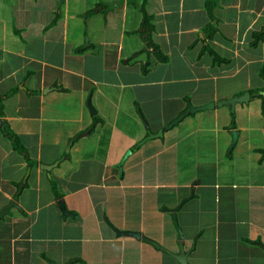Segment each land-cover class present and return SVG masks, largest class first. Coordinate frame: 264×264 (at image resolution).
Returning <instances> with one entry per match:
<instances>
[{"label": "crops", "instance_id": "1", "mask_svg": "<svg viewBox=\"0 0 264 264\" xmlns=\"http://www.w3.org/2000/svg\"><path fill=\"white\" fill-rule=\"evenodd\" d=\"M262 35L264 0H0V264H180L173 210L191 264H264Z\"/></svg>", "mask_w": 264, "mask_h": 264}, {"label": "water", "instance_id": "2", "mask_svg": "<svg viewBox=\"0 0 264 264\" xmlns=\"http://www.w3.org/2000/svg\"><path fill=\"white\" fill-rule=\"evenodd\" d=\"M250 97H251V94L250 92H244L240 95H236V96H233L231 98H228V99H222V100H219L217 103L216 102H210L208 104H205L203 106H200V107H194V106H191L187 112L183 115H188L190 113H193L197 110H206V109H213L215 108L216 106H230L231 107V110L232 112H235V108H236V105L237 104H242V103H247L249 102L250 100ZM87 106L89 107V110H90V113L93 114L94 110L90 104V100L88 99L87 100ZM183 117V116H181ZM162 132H160L159 134H161ZM232 135H233V138H234V144L239 136V133L237 130H233L232 132ZM154 135L153 134H150L149 138H152ZM55 164H52V165H43L42 168L43 169H46V170H49L51 169V167H53ZM59 205H60V208L61 210L64 212V208L62 206V202H59ZM11 206H16L15 202L13 201H10L6 206H4L2 208V210L0 211V219L3 218V216L5 214H8L9 213V208ZM172 218L174 220V224H175V227L177 229V232H178V238L180 240L179 242V252H170L168 250H165L164 248H162L160 245L158 244H155L158 248H162L163 250L169 252L170 255L174 256L178 262L180 264H191L188 260V257H189V254H190V251H186L185 250V246H184V243H183V238H184V235H183V232H182V229L181 227L179 226V222H178V219H177V214L175 212V210H173V214H172ZM126 234L128 235H132V236H135L137 238H140L141 237V234L139 232H132V231H126L125 232ZM150 241V240H149ZM153 243V241H150Z\"/></svg>", "mask_w": 264, "mask_h": 264}, {"label": "trees", "instance_id": "3", "mask_svg": "<svg viewBox=\"0 0 264 264\" xmlns=\"http://www.w3.org/2000/svg\"><path fill=\"white\" fill-rule=\"evenodd\" d=\"M143 9L145 11L146 5H145V7H143ZM100 10H101V7H99V6L98 7H95L93 10H89L88 12H86L85 16H90L91 14H93L95 12H99ZM149 20H150L149 17H147V18H145L143 20V27L146 26V28H149ZM261 38H264V36L262 35ZM157 57H158V59L160 60L161 63H166V58L161 53ZM2 97L3 96H0V103H1ZM0 108H1V104H0ZM98 121H101V120L100 119H97L95 117V123H97ZM0 128L2 130L3 135L6 136L10 140L13 148L16 149L19 153H21L24 156H26L27 161H28L29 160V157H28V155L26 153L25 148L20 144V142L18 141L15 133L10 129V127L8 126V124L5 121H1L0 122ZM31 165H34V162H32V160H30V166Z\"/></svg>", "mask_w": 264, "mask_h": 264}, {"label": "rangeland", "instance_id": "4", "mask_svg": "<svg viewBox=\"0 0 264 264\" xmlns=\"http://www.w3.org/2000/svg\"><path fill=\"white\" fill-rule=\"evenodd\" d=\"M222 82H224V81H222ZM227 83V82H226ZM228 84V86H231L229 83H227Z\"/></svg>", "mask_w": 264, "mask_h": 264}]
</instances>
